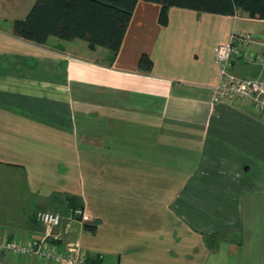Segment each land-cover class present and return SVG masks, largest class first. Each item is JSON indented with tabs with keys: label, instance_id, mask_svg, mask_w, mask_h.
Wrapping results in <instances>:
<instances>
[{
	"label": "crops",
	"instance_id": "crops-1",
	"mask_svg": "<svg viewBox=\"0 0 264 264\" xmlns=\"http://www.w3.org/2000/svg\"><path fill=\"white\" fill-rule=\"evenodd\" d=\"M35 2L0 0V241L41 240L49 211L86 264H264V116L212 93L216 48L242 31L264 54V20L172 7L162 26L139 1L114 53L16 37Z\"/></svg>",
	"mask_w": 264,
	"mask_h": 264
},
{
	"label": "trees",
	"instance_id": "trees-1",
	"mask_svg": "<svg viewBox=\"0 0 264 264\" xmlns=\"http://www.w3.org/2000/svg\"><path fill=\"white\" fill-rule=\"evenodd\" d=\"M139 1L161 5L162 26H167L172 7L220 15L241 12L264 20V0H36L24 19L14 21L13 34L38 45L56 37L67 42L84 41L91 50L102 47L117 53ZM139 68L151 72L152 60L143 55Z\"/></svg>",
	"mask_w": 264,
	"mask_h": 264
},
{
	"label": "built area",
	"instance_id": "built-area-1",
	"mask_svg": "<svg viewBox=\"0 0 264 264\" xmlns=\"http://www.w3.org/2000/svg\"><path fill=\"white\" fill-rule=\"evenodd\" d=\"M256 37L248 32L234 31L228 42L220 44L215 51V62L219 67V78L212 89L213 103H251L252 109L264 116V78L241 79L233 73L238 59L261 66L264 71V54L252 51ZM37 220L45 230L41 240L17 235L13 240L0 241V253L12 256H37L46 264H86V257L70 247L62 251L55 229L61 225L62 216L56 212H39Z\"/></svg>",
	"mask_w": 264,
	"mask_h": 264
}]
</instances>
